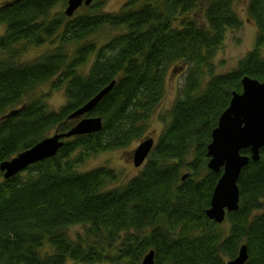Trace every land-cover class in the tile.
<instances>
[{
    "label": "trees",
    "instance_id": "trees-1",
    "mask_svg": "<svg viewBox=\"0 0 264 264\" xmlns=\"http://www.w3.org/2000/svg\"><path fill=\"white\" fill-rule=\"evenodd\" d=\"M234 1L129 0L106 12L94 0L71 17L67 0L0 5V162L70 129L76 120L69 115L115 80L86 114L101 117L100 131L64 139L56 155L9 179L0 171V264H139L150 249L155 264H224L242 244L244 264H264V147L241 170L228 228L206 215L221 175L207 167L212 131L245 75L264 81V0H246L255 46L232 70L215 72L227 31L242 25ZM199 4L204 24L190 15ZM103 27L116 33L97 46ZM32 46L49 49L20 61ZM181 62L188 64L184 82L140 173L108 188L113 169H78L143 138L168 69ZM54 77L52 88L64 86L62 107L49 110L42 97L24 101ZM73 225H84V234L73 239Z\"/></svg>",
    "mask_w": 264,
    "mask_h": 264
},
{
    "label": "water",
    "instance_id": "water-1",
    "mask_svg": "<svg viewBox=\"0 0 264 264\" xmlns=\"http://www.w3.org/2000/svg\"><path fill=\"white\" fill-rule=\"evenodd\" d=\"M94 0H67L65 14L69 17L83 5H90ZM115 80L101 89L92 99L72 112L68 119L77 122L67 131L57 130L33 146L23 150L9 160L0 162V171L4 179H9L28 166L57 154L64 144V139L80 134H90L102 129L99 116H86L99 101L112 89ZM242 91L232 93L229 105L221 113L217 126L211 134L207 146L209 160L207 167L221 175L213 189L210 206L206 215L221 223L227 212L239 208L240 191L238 179L242 168L250 159H260V150L264 147V81L245 75L241 79ZM153 136L142 139L133 150V164L140 167L154 148ZM249 149L250 154H242V149ZM248 259V247L242 244L234 259L224 264H244ZM140 264H155V251H148Z\"/></svg>",
    "mask_w": 264,
    "mask_h": 264
},
{
    "label": "rangeland",
    "instance_id": "rangeland-1",
    "mask_svg": "<svg viewBox=\"0 0 264 264\" xmlns=\"http://www.w3.org/2000/svg\"><path fill=\"white\" fill-rule=\"evenodd\" d=\"M6 1L9 0H0V5L5 3ZM103 1H104V5L102 7L103 11L117 12L121 10V8L129 0H103ZM246 5H247L246 0L234 1V9L238 14V16L240 17L242 21V25L240 28L236 30L227 31L223 44L220 46L214 57L216 73H225L235 68V66L238 63V60L242 58L248 51H250L255 46L257 27L255 23L252 22L248 17ZM64 10L65 7L63 11ZM190 15L192 16L195 15V17L202 24H204L205 18L203 15V8L200 4L193 10V12L190 13ZM4 28L5 27L3 25H0V32H4ZM115 33L116 31L108 27L101 28L99 33L95 35L96 37H94L97 40V46L102 45L105 42L104 40L106 38H109L111 35ZM47 49H49L47 48V46L29 47L26 50V52L21 55L19 60L25 62L35 59L43 52H45ZM2 54L3 53L0 52V56ZM92 56H90V58ZM187 67L188 64L184 62L169 67L166 78L165 95L161 100V102L151 113L149 118V128H148L149 130L145 133L142 139H144L147 136H153L154 141L156 143L160 133L167 124V122L165 121L169 120L168 117L169 111L179 95V89L181 88L184 82V77L186 74ZM88 69L89 67L86 66V68L82 70H85L87 72ZM57 79L58 77L57 78L54 77L50 82L43 84L29 97H26L24 101L26 102L29 99L42 97L49 110H58L66 103L67 98L64 92L63 85H61V87L59 88H52V83ZM17 106L20 107L21 104ZM17 106L13 108H18ZM160 117H164L165 121L162 120ZM56 131L57 130H54L53 132H51L50 135L54 134ZM140 141H135L130 146L124 149L101 152L97 155H94L90 157L83 165H81V167L79 166L78 169H80L81 171H85L99 166L113 169L116 172L117 179L109 183L108 188L123 186L132 177L138 175L143 168V166L135 167L133 164V150L136 148V146L139 144ZM183 172H185V170H183ZM220 225L222 226L223 229H227L229 223L227 220L224 219ZM68 232L69 235L73 239H75L76 237H78V235L84 234L85 226L84 225L70 226ZM67 264H73V263L68 262ZM77 264H85V263H77Z\"/></svg>",
    "mask_w": 264,
    "mask_h": 264
}]
</instances>
